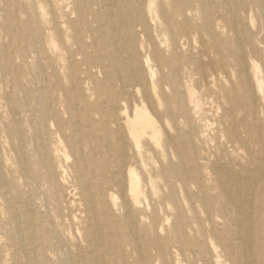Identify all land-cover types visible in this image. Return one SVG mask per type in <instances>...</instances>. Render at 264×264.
<instances>
[{"label": "bare ground", "instance_id": "obj_1", "mask_svg": "<svg viewBox=\"0 0 264 264\" xmlns=\"http://www.w3.org/2000/svg\"><path fill=\"white\" fill-rule=\"evenodd\" d=\"M0 264H264V0H0Z\"/></svg>", "mask_w": 264, "mask_h": 264}, {"label": "rangeland", "instance_id": "obj_2", "mask_svg": "<svg viewBox=\"0 0 264 264\" xmlns=\"http://www.w3.org/2000/svg\"><path fill=\"white\" fill-rule=\"evenodd\" d=\"M225 15H226V13H225ZM228 19H229V16L226 15V20L228 21Z\"/></svg>", "mask_w": 264, "mask_h": 264}]
</instances>
